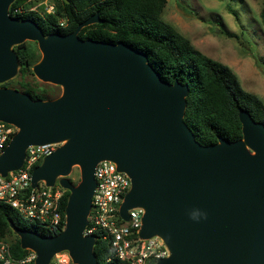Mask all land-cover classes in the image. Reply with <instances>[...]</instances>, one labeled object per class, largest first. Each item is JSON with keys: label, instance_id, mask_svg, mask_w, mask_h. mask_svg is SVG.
Returning <instances> with one entry per match:
<instances>
[{"label": "water", "instance_id": "obj_1", "mask_svg": "<svg viewBox=\"0 0 264 264\" xmlns=\"http://www.w3.org/2000/svg\"><path fill=\"white\" fill-rule=\"evenodd\" d=\"M13 1L0 0V83L16 72L12 46L32 40L42 54L33 73L62 87L48 100L0 87V120L17 128L0 154V176L20 168L28 146L60 143L30 180L52 186L60 177L68 191L64 228L43 236L10 223L21 248L35 252L34 264L63 250L73 264H98L94 236L83 230L94 168L104 159L130 178L120 216L142 207L139 236L167 245L169 256L157 264H264V123L240 108V139L201 145L183 120L187 85L162 80L143 52L123 42L78 38L97 15L71 33L45 36L33 20L9 14ZM75 164L73 185L65 177Z\"/></svg>", "mask_w": 264, "mask_h": 264}, {"label": "trees", "instance_id": "obj_2", "mask_svg": "<svg viewBox=\"0 0 264 264\" xmlns=\"http://www.w3.org/2000/svg\"><path fill=\"white\" fill-rule=\"evenodd\" d=\"M24 1L14 0L9 6V14L18 20H33L45 36L71 33L79 23L97 15L99 21L82 27L77 33L78 38L113 44L123 42L143 52L162 80L168 83L176 80L187 85L183 120L199 144H214L218 137L228 141L240 139L241 124L237 116L240 108L248 110L255 121L264 123L261 99L244 90L227 65L201 53L162 19L161 13L167 0H50L48 4L53 6V11L44 9L42 13ZM16 8L23 11L14 12ZM259 16L264 27V8ZM60 20H63V25L59 24ZM13 48L20 74L23 75L33 52L23 43ZM20 84L22 92L32 100H48L59 95V86L56 85L49 90L36 91L28 83L20 81ZM6 85L4 82L1 86ZM67 196L68 191L63 190L60 198L62 222ZM10 223L25 228L19 223L16 213L0 202V239L9 241L8 238L13 235V240L9 242L11 252L14 257L21 258L28 253V249L21 248L19 237ZM33 230L43 236L57 233L38 228ZM93 253L98 264H114V261H105L111 255V248L106 242L95 240Z\"/></svg>", "mask_w": 264, "mask_h": 264}, {"label": "built area", "instance_id": "obj_3", "mask_svg": "<svg viewBox=\"0 0 264 264\" xmlns=\"http://www.w3.org/2000/svg\"><path fill=\"white\" fill-rule=\"evenodd\" d=\"M46 6L47 12L53 11L52 5ZM22 11L21 8L14 9V12ZM59 24L63 25V20H60ZM16 130L14 125L0 120V154ZM59 144L28 146L20 168L9 171L4 177L0 176V202L9 206L18 216L30 221L32 230L38 228L59 233L65 226V216L62 222L60 210V198L65 189L55 183L47 186L44 180H39L32 186L30 180L33 168ZM94 179L95 188L83 234L92 235L95 240L100 239L110 246L111 255L106 257L105 261H114V264H157L159 260L168 257L169 249L161 237L139 236L144 213L142 207L127 209V220L119 214L120 204L130 188L129 176L118 170L115 162L104 159L96 163ZM35 257V252L30 249L23 257H14L10 243L0 239V264H34ZM49 264L73 263L68 251L63 250L54 253Z\"/></svg>", "mask_w": 264, "mask_h": 264}, {"label": "rangeland", "instance_id": "obj_4", "mask_svg": "<svg viewBox=\"0 0 264 264\" xmlns=\"http://www.w3.org/2000/svg\"><path fill=\"white\" fill-rule=\"evenodd\" d=\"M24 2L42 13L44 9L47 11L46 4L50 0ZM263 8L264 0H167L161 17L201 53L227 65L237 76L240 86L257 95L264 104V27L259 16ZM21 43L33 52L30 64L23 75L17 64L14 76L5 81L6 86L22 92L21 81L32 85L36 91L49 90L54 84L40 80L33 73L34 65L42 56L37 42L24 40ZM58 92L60 95L61 86ZM65 178L76 185L80 180L78 165H73ZM17 218L25 228L32 224L21 216ZM8 240L11 242L13 235Z\"/></svg>", "mask_w": 264, "mask_h": 264}, {"label": "flooded vegetation", "instance_id": "obj_5", "mask_svg": "<svg viewBox=\"0 0 264 264\" xmlns=\"http://www.w3.org/2000/svg\"><path fill=\"white\" fill-rule=\"evenodd\" d=\"M12 50H13V52L15 53V55H16V57H17V54H16V52L14 51L13 46H12ZM1 87H2V86H1ZM4 87H7V86H4Z\"/></svg>", "mask_w": 264, "mask_h": 264}]
</instances>
